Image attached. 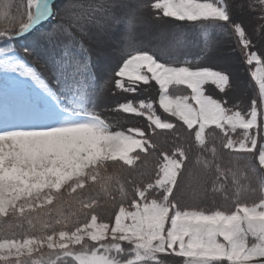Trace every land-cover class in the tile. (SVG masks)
<instances>
[{
    "label": "snow or ice",
    "instance_id": "snow-or-ice-1",
    "mask_svg": "<svg viewBox=\"0 0 264 264\" xmlns=\"http://www.w3.org/2000/svg\"><path fill=\"white\" fill-rule=\"evenodd\" d=\"M0 264H264V0H0Z\"/></svg>",
    "mask_w": 264,
    "mask_h": 264
},
{
    "label": "trees",
    "instance_id": "trees-1",
    "mask_svg": "<svg viewBox=\"0 0 264 264\" xmlns=\"http://www.w3.org/2000/svg\"><path fill=\"white\" fill-rule=\"evenodd\" d=\"M254 23V21H253ZM204 33L203 31H197V30H187L184 33H177L175 36H168V35H163L158 42L161 47H163L165 44H167L169 41H179L181 51L180 55L182 57H187L190 59H195L197 56V53L199 52V45L201 41L204 39ZM163 55V53H161ZM241 75L245 81L246 84L252 85L250 87L245 88L241 92L235 93V95L241 96L244 101H247V98L249 96L255 95V87H254V82L251 80V77L249 75L252 66L248 65H238ZM208 91H211V86H206ZM149 91H154L156 94H158V90L156 88H151ZM148 91V92H149ZM148 92H138L139 94H145ZM137 94V93H136ZM130 94L127 93H117L114 97H112L109 101L110 104L114 105L118 103L120 100V97L118 96H124L126 99H128ZM141 95V96H142Z\"/></svg>",
    "mask_w": 264,
    "mask_h": 264
},
{
    "label": "rangeland",
    "instance_id": "rangeland-1",
    "mask_svg": "<svg viewBox=\"0 0 264 264\" xmlns=\"http://www.w3.org/2000/svg\"><path fill=\"white\" fill-rule=\"evenodd\" d=\"M255 70V65L252 66L251 71ZM142 94H130L129 98L126 99L124 96H118L120 97L119 102H124L125 100H131L133 102H139L141 99H148L152 98L154 100H158V94H156L154 91H149L148 93ZM110 119H115L119 122L121 127H130V126H145L146 125V119L140 118V117H134L131 115L126 114H108Z\"/></svg>",
    "mask_w": 264,
    "mask_h": 264
}]
</instances>
